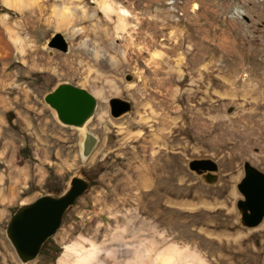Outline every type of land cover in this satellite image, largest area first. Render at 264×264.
I'll use <instances>...</instances> for the list:
<instances>
[{
	"label": "rangeland",
	"instance_id": "rangeland-1",
	"mask_svg": "<svg viewBox=\"0 0 264 264\" xmlns=\"http://www.w3.org/2000/svg\"><path fill=\"white\" fill-rule=\"evenodd\" d=\"M5 1L0 16L27 44L22 57L3 30L11 51L0 60V264H20L4 233L15 210L43 195L60 196L74 176L88 180V191L29 264H58L80 237L159 240L154 225L189 245L206 241L193 236L199 226L174 230L184 220L225 222L209 239L216 247L200 249L209 263L264 264V219L244 228L237 209L244 163L264 174V0H111L129 13L124 32L117 31L118 17L108 20L97 5L104 0H64L75 3L64 11L60 0H9L21 2L22 13ZM56 35L66 52L49 47ZM156 50L164 56L151 57ZM63 83L97 103L87 126L97 144L86 158L79 132L61 126L44 103ZM112 98L130 103L131 111L112 118ZM202 160L218 167L212 185L188 168ZM172 169L178 180L160 189L166 196L158 203L153 183ZM136 173L146 178L143 188ZM167 207L173 212L165 216Z\"/></svg>",
	"mask_w": 264,
	"mask_h": 264
},
{
	"label": "water",
	"instance_id": "water-1",
	"mask_svg": "<svg viewBox=\"0 0 264 264\" xmlns=\"http://www.w3.org/2000/svg\"><path fill=\"white\" fill-rule=\"evenodd\" d=\"M49 47L67 51V44L60 35L51 39ZM44 103L61 126L79 132L81 156L88 157L97 144V138L87 131L97 108L94 97L84 89L63 83L44 97ZM108 106L114 119L131 111L130 103L118 98L110 99ZM188 168L210 185L217 181V176L212 173H217L218 167L212 161H192ZM89 187L88 180L74 176L60 196L43 195L15 210L4 233L20 264H29L37 259L43 246L60 228L67 211L75 206ZM237 190L243 198L237 203L242 227H257L264 219V174L244 163L243 177Z\"/></svg>",
	"mask_w": 264,
	"mask_h": 264
},
{
	"label": "bare ground",
	"instance_id": "bare-ground-1",
	"mask_svg": "<svg viewBox=\"0 0 264 264\" xmlns=\"http://www.w3.org/2000/svg\"><path fill=\"white\" fill-rule=\"evenodd\" d=\"M68 1L60 0V2H62V6L60 5L62 10H63L62 7H64V5H67V4L71 6L75 5L73 1L72 2H68ZM96 3L101 8L106 18L108 17L107 18L108 20H111L110 19L111 15H116L118 17V24H117L118 32H124L128 30L127 29L128 28L127 17L129 16V13L125 9L116 7L115 5H113L111 0H104L103 2L96 1ZM5 4L11 10L22 13L21 7L23 6L20 5L21 2L18 5V4H13L9 0H6ZM198 7H199L198 4L193 5L194 10H197ZM73 10L79 15L80 11L77 12L78 8L76 6ZM37 12L39 14L43 13L40 6L37 7ZM83 15L86 16L88 20H95L94 13L88 14L86 11H84ZM39 22L41 21L39 20ZM38 25L39 23L34 22L32 25V28L35 30L36 26ZM16 26L20 29L23 28V27H20V25H16ZM3 30L7 31L8 39L14 42L15 46H17V49L19 50L20 54L23 57L24 47H25L24 44L26 42L24 41V39L20 38L19 33H16L13 30H11V28L8 26L6 15H2L0 16V60L7 58L11 51L9 44L5 39L6 35H4ZM84 46L89 48V45H87L85 42H84ZM120 56L121 58L125 59L126 52H122ZM163 56H164V53L160 50H156L151 55V57L153 58H162ZM113 59L114 58H112V60ZM151 110L154 111L153 108H151ZM103 115H104V112H101L100 118H102ZM132 122L133 120H129V123H132ZM140 122L150 126V125H153L154 120L149 121L148 119L141 117ZM141 134L142 133L140 131L137 134V137H141ZM133 155L135 157L138 156L137 150L133 151ZM177 172H178L177 170H173V169L172 171L165 170L161 172L156 182L153 183L152 189L154 188V191H156V196H157L156 202L160 203L162 199L166 196L165 194L161 193L160 189L163 188L165 184L171 185L175 181L178 180ZM241 173L242 172L240 170L238 175L233 176L231 180L236 181L241 176ZM137 175L138 176L136 178L139 179L138 182H140V184L139 185L137 184V186L141 185L143 188V186H145L146 184V178L141 173ZM159 192L161 193V195H157L159 194ZM231 193H232V196L234 197L236 196L234 189H232ZM168 205L169 207H175L171 203H169ZM169 207H167L165 210V216L173 212V209H170ZM180 207L181 209H183L182 212L187 211L186 204H182V206L180 205ZM177 212H179V210ZM229 214H231L232 216L234 213L230 211ZM191 225L199 226V228L197 229V231L199 232L198 233L194 232L193 236L201 237V238L204 237V239L208 241L209 243H207L206 241L202 243L195 241L192 245H189L188 242H185L183 240L181 235L180 237L175 236L171 234L168 230L159 228V226L154 225V226H151V229L157 232L155 234H157V236L159 237V240L155 239V237H150L148 239H140L139 237H137V238H134V240L131 243H129L127 241H124L123 238L119 234H117V235H114L113 238H111L110 240H103L101 243H97L96 241H90V240L84 239L83 237H80L81 242L80 241L75 242L65 247V252L62 255V257L59 259L58 264H211L206 260V257H205L206 253L204 254L202 250L200 249H203V250L210 249L211 250L216 247L215 242H212L213 241L212 237L215 238L214 231L224 228L225 222H222L216 225L214 224V226H208L207 223H200V221H196V220L185 221L184 220L180 223H177V225L174 227L175 228L174 230H178L181 227L188 228ZM261 229H264V226H262ZM171 232H174L173 229H171ZM237 233L238 235H241V232L238 231ZM222 235L221 234L217 235L216 236L217 240L219 239V236L221 237ZM209 239L212 241H210ZM84 244H87L88 246Z\"/></svg>",
	"mask_w": 264,
	"mask_h": 264
}]
</instances>
